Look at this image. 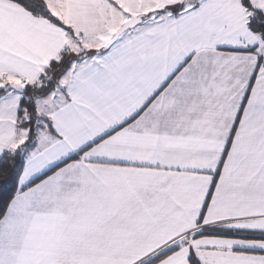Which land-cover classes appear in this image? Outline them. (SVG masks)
<instances>
[{
    "label": "snow or ice",
    "instance_id": "snow-or-ice-1",
    "mask_svg": "<svg viewBox=\"0 0 264 264\" xmlns=\"http://www.w3.org/2000/svg\"><path fill=\"white\" fill-rule=\"evenodd\" d=\"M0 264H264V0H0Z\"/></svg>",
    "mask_w": 264,
    "mask_h": 264
}]
</instances>
